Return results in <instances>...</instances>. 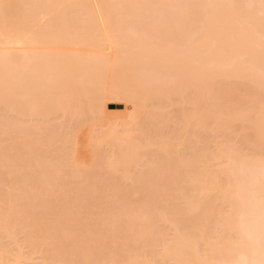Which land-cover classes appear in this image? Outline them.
<instances>
[{
    "label": "bare ground",
    "instance_id": "1",
    "mask_svg": "<svg viewBox=\"0 0 264 264\" xmlns=\"http://www.w3.org/2000/svg\"><path fill=\"white\" fill-rule=\"evenodd\" d=\"M0 264H264V0H0Z\"/></svg>",
    "mask_w": 264,
    "mask_h": 264
},
{
    "label": "rangeland",
    "instance_id": "2",
    "mask_svg": "<svg viewBox=\"0 0 264 264\" xmlns=\"http://www.w3.org/2000/svg\"><path fill=\"white\" fill-rule=\"evenodd\" d=\"M4 114H6V113H4ZM55 120H57V118Z\"/></svg>",
    "mask_w": 264,
    "mask_h": 264
}]
</instances>
